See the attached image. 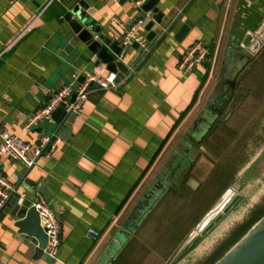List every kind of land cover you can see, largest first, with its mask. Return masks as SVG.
I'll return each instance as SVG.
<instances>
[{
	"label": "crops",
	"instance_id": "0c3cea01",
	"mask_svg": "<svg viewBox=\"0 0 264 264\" xmlns=\"http://www.w3.org/2000/svg\"><path fill=\"white\" fill-rule=\"evenodd\" d=\"M46 1L9 3V0H0V130L34 143L38 132L21 130L30 114L41 107L53 91L67 83L71 73H83L96 66V57L83 50L82 45L72 51L68 47L64 36L67 26L57 21L65 0H52L38 14ZM135 7L136 2L132 0L90 1L91 17L101 26V32L113 39L119 40L122 30L112 17L126 25L142 20L138 32L149 42L150 51L143 55L136 44H130L118 56L127 68L133 67V71L110 88H93L82 111L71 123L56 124L58 129L61 124L66 125L58 132L57 147L50 155L41 156L32 168L26 169L8 157H4L0 165L3 175L24 197L23 203L30 206L37 193L47 200L60 224L61 244L57 257L44 254L36 257L28 242L12 227L8 214L1 217L3 210L0 213V264H96L137 203L132 205L139 191L151 187L181 144L184 134H180L200 113L222 40L232 45L238 36L244 34L243 39L248 31L257 29L264 19V0H159L156 7L163 13L159 24L150 13L146 20L140 18ZM229 7L233 8V14L228 17ZM252 7L255 13L263 12L255 15ZM239 12L243 21L235 18ZM165 26L166 31L160 33ZM241 28L245 33L239 32ZM197 40L214 47L213 54L193 71L181 73L178 61ZM229 47L225 48L222 59L228 55ZM207 73L195 104L182 117ZM176 138L177 144L169 152ZM202 143L195 145L199 154L194 161L179 169L177 177L189 170L180 187L176 190L170 187L161 203L167 197L175 202L181 193L189 194L192 208L197 195L205 189L203 185L212 177L215 164ZM179 150L181 152L182 148ZM262 173L250 174L247 180L240 179L237 202L218 215L216 222L189 248H202L213 236L210 247L220 245L238 223L263 208L264 180L256 192L250 184L246 185L254 178L260 180ZM191 178L196 181L194 187L187 184ZM171 192L175 195L170 196ZM172 205L168 202L163 212ZM235 214L238 216L233 217ZM202 220L203 216L194 220L188 232L180 236L190 237ZM89 227L100 232L98 240L85 237ZM185 254L174 264H182L189 253Z\"/></svg>",
	"mask_w": 264,
	"mask_h": 264
},
{
	"label": "rangeland",
	"instance_id": "374dc122",
	"mask_svg": "<svg viewBox=\"0 0 264 264\" xmlns=\"http://www.w3.org/2000/svg\"><path fill=\"white\" fill-rule=\"evenodd\" d=\"M253 9L254 8L252 7V11H254ZM260 12L262 13L263 11L259 10V12L257 11L256 13L254 11L255 15H258ZM232 14L233 8L229 7L228 17ZM235 18L243 21V19L240 18V12L237 16L235 15ZM242 27H244L243 24ZM244 30L245 29L241 28L239 32L245 33ZM243 35L238 36L234 42L239 48H241ZM248 39H250V37ZM224 41L225 40H222V43L217 48V55L215 62L213 63L211 79L207 85L208 87L203 102L206 100L207 95L211 91L218 77L219 67L222 62L221 57H223L222 55L225 52V48L227 46H232L227 45ZM246 43L247 42H245V45ZM257 46L258 44L255 43V50L257 49ZM90 70L91 68L86 71ZM233 94L234 98L231 101V104L228 106L224 114L218 118L205 141H202V148L208 150L209 155L212 156V161L215 164L212 177L203 185L205 189H202L201 193L197 195L195 203H192V208L191 203L189 202L190 199L188 198L189 194L184 195L181 193L179 197L176 198L175 202L168 200L169 197H167L162 203L160 201L142 221L139 231L132 235L131 240L124 247L126 250L122 256V264H139L143 257H146V260L150 259L153 262L162 259L161 264H174L178 257L179 259L177 262L181 261L185 253L189 254L184 258L183 264H213L234 244L236 240H233L253 220L251 218L258 214H253L248 220L238 223L233 231L230 230L231 232L228 234L229 236L222 240L221 244L218 246L214 245L210 247V244L213 243L211 240L215 238V236H213L211 240L205 241L208 245L202 246L199 250H193L191 249L192 247L189 248V246H191L211 224L216 222L217 218L222 213L229 208H232L233 204L237 202L239 195L234 193L228 199L222 210L213 216L200 231H197V234L194 235L193 238L188 237L189 235H187L182 239L180 244L182 246L184 245V247L181 246L180 248L178 247L179 249H171L175 239L174 237L177 234H184L188 228L193 226L194 220L201 218L202 216L204 218L205 215L222 200L227 189L231 185L240 182V179L243 177L247 180L250 174H259V172L263 171L260 180L257 181V179L254 178L246 183V185L250 184L249 187L252 186V190L256 192L259 185L264 180V41L260 48L256 50L250 63L237 77ZM203 104L204 103H202V105ZM40 124L45 128L49 127L45 122ZM187 131L188 128L184 133L182 131L180 135L182 136V134H184L183 136H185V133H188ZM178 137L180 138V136ZM177 138L172 141L169 152L171 147L177 144ZM161 164L162 162L160 165ZM159 168L160 167H158L154 173H156ZM188 171L189 170H186V172L180 174L176 181L171 183L172 188L176 190L180 187L185 178L184 176ZM145 188L139 191V194L132 205L139 200ZM171 193L170 196L175 195V192ZM168 202H171L173 205L170 210L165 209L163 212V207L166 206ZM263 209L264 205L261 210ZM180 214L181 216H179ZM237 215L238 214H236V216ZM256 221H254L246 231ZM194 230H196V228ZM207 246L208 249H206ZM195 255L197 256L194 258Z\"/></svg>",
	"mask_w": 264,
	"mask_h": 264
},
{
	"label": "water",
	"instance_id": "95a60500",
	"mask_svg": "<svg viewBox=\"0 0 264 264\" xmlns=\"http://www.w3.org/2000/svg\"><path fill=\"white\" fill-rule=\"evenodd\" d=\"M90 1L96 3L98 0H65L62 5L63 13L57 19L62 24L65 23L67 31L64 36L67 40L70 51L75 50L77 46L82 45L83 50H87L96 57L95 65L100 62L106 64V68L116 73L114 82L120 81L128 72L127 66L118 59L122 49L119 40L113 39L101 32V26L91 17L93 11L90 9ZM126 0H120L125 2ZM136 1V0H132ZM159 0H145L139 6H136L140 18L146 20L147 14L150 13L151 18L156 23L162 22V12L156 7ZM250 37V39H248ZM264 41V19L260 26L248 31L241 40V48L233 43L228 48V55L222 61L218 77L210 91L204 108L200 111L196 119L188 128V133L182 140V143L188 148L186 151V161H194L199 154L195 148V144L202 141L209 131L213 128L215 121L222 115L226 105L231 101L232 89L238 74L245 68L251 60L256 50L260 48ZM245 42L246 45H245ZM255 43L258 44L254 49ZM82 80V78L80 79ZM93 88H100L97 83H92ZM227 95V98L220 106H215V102ZM74 100L72 94L71 101ZM65 116L62 105L53 112L55 125H49L48 128L39 126L34 131L44 132L52 130L56 124H60ZM76 114H70L67 122L71 123ZM65 124L61 125L58 132L65 129ZM38 141H36L37 143ZM196 181L191 178L187 184L194 187ZM240 182L231 185L227 191L232 194L236 193L241 186ZM169 190L168 184L163 183L162 187L157 191L149 190L148 193L140 199L143 206L139 209L135 207L127 218L122 222L121 226L115 233L114 239L110 243L108 249L100 256L96 264H111L118 257L124 247L129 243L132 235L138 230L142 221L151 212V210L160 202L162 197ZM226 194V193H225ZM21 194L15 192L5 205L1 217L6 213L11 218V225L16 229L20 238L28 242V247L35 251L36 257L47 255L45 248L47 246V235L40 225L39 215L34 206H28L25 203H19ZM228 199L222 200L205 215L196 230L190 235L197 234L209 220L218 213ZM138 209L140 210L138 212ZM138 212V213H137ZM211 215V216H210ZM213 264H264V215L261 216L219 259Z\"/></svg>",
	"mask_w": 264,
	"mask_h": 264
},
{
	"label": "built area",
	"instance_id": "2783aa9c",
	"mask_svg": "<svg viewBox=\"0 0 264 264\" xmlns=\"http://www.w3.org/2000/svg\"><path fill=\"white\" fill-rule=\"evenodd\" d=\"M14 1L16 0H9V3H13ZM51 1L47 0L38 14ZM144 1L136 0V6H139ZM112 19L118 23L122 30L119 39L121 49L126 48L130 44H136L141 49L143 55H146L150 51L149 42L138 32V28L142 23L141 19H137L128 25L119 21L116 17H112ZM166 29L167 26L162 27L160 33H163ZM209 53V47L202 40L195 41L180 57L177 64L178 70L184 74L193 71V69L208 60ZM132 71L133 67L128 68V75ZM115 76L116 73L109 71L105 64H98L90 71L83 73H71L69 81L53 91L47 101L30 114L21 127L22 132L29 133L34 128L43 126L40 124L42 122H45L47 125H55L53 112L61 105L65 111L62 123L66 124L70 114H78L82 111L83 103L87 99L89 92L93 89L92 83H97L101 89H107L115 84ZM81 78L82 80H80ZM72 94H74L73 101H71ZM38 134V142L34 143L23 139L20 135L0 130V165L2 159L8 157L18 161L26 169H30L41 156L50 155L60 141L58 126L56 125L54 129L39 132ZM15 192H17V186L11 183L0 169V213L4 210L6 203ZM23 202L24 197L20 196L19 203L22 204ZM31 205L37 210L40 225L47 235L45 252L48 257L56 258L61 244L59 221L47 200L40 193L36 194ZM100 236V232L93 227H89L85 232V237L92 241L98 240Z\"/></svg>",
	"mask_w": 264,
	"mask_h": 264
},
{
	"label": "flooded vegetation",
	"instance_id": "af4514ba",
	"mask_svg": "<svg viewBox=\"0 0 264 264\" xmlns=\"http://www.w3.org/2000/svg\"><path fill=\"white\" fill-rule=\"evenodd\" d=\"M223 61V60H222ZM250 63V61L248 62V64ZM247 64V65H248ZM221 65H222V62H221ZM221 65H220V67H221ZM246 65V66H247ZM245 66V67H246ZM220 67H219V70H220ZM242 72V71H241ZM240 72V73H241ZM240 73L238 74V76L240 75ZM237 76V77H238ZM237 77H236V79H237ZM236 79H235V82H236ZM234 88H235V83H234V87H233V89H232V98H231V101L233 100V98H234V94H233V91H234ZM210 94V93H209ZM227 95L228 94H226L225 96H223V97H220L216 102H215V106H220L221 105V103L227 98ZM209 96V95H208ZM207 99H208V97H207ZM207 99L205 100V103H204V105H203V107H202V109L204 108V106H205V104H206V101H207ZM231 101L229 102V103H231ZM229 103L226 105V107H225V109H224V111H223V113L222 114H224V112L227 110V108H228V106H229ZM201 109V110H202ZM220 116H222V115H220ZM220 118V117H219ZM218 120V119H217ZM217 120L215 121V123H214V125L216 124V122H217ZM213 125V126H214ZM206 136H204V138H205ZM203 138V139H204ZM203 139H202V141H203ZM183 140V139H182ZM201 141V142H202ZM200 143V142H199ZM198 143V144H199ZM195 145H197V144H195ZM194 145V146H195ZM182 146V147H181ZM179 148H182V150H181V152H179L180 150H179ZM177 151V152H176ZM186 151H188V148L184 145V143H182L181 142V144L179 145V147L177 148V150H175V153H173L172 155H171V157H170V159H168V161H167V163L164 165V167H163V169L159 172V174H157L156 175V177H155V179H154V181H153V183H152V185H151V187H149L147 190H145L143 193H142V195H141V197L139 198V200L137 201V203L133 206V209L135 208V207H137L138 206V203L140 202V199L146 194V192H147V196H150L149 195V193H148V191L149 190H153V191H157L158 189H160L161 187H162V185H163V183L164 182H166L167 184H168V187L170 188V187H172L171 186V183H173V182H175L176 181V179H177V176H178V174H179V169L181 170V167H182V165H185V164H188L190 161H186L185 160V158H186ZM182 153V154H181ZM184 153V154H183ZM179 154H181V155H179ZM184 167V166H183ZM143 203L142 202H140L139 203V209H141L142 208V205ZM132 209V210H133ZM138 209V212L140 211ZM137 212V213H138Z\"/></svg>",
	"mask_w": 264,
	"mask_h": 264
},
{
	"label": "trees",
	"instance_id": "16d2710c",
	"mask_svg": "<svg viewBox=\"0 0 264 264\" xmlns=\"http://www.w3.org/2000/svg\"><path fill=\"white\" fill-rule=\"evenodd\" d=\"M209 49H210V53H209V56H208V58H211V56H212V54H213V50H214V47H209ZM207 76H208V73H207V75L205 76V77H203L202 78V82H201V85H200V88L196 91V93H195V97H194V99H193V101H192V103L189 105V107H188V109L185 111V113L182 115V117L184 116V115H186L187 113H188V111L192 108V106L195 104V102H196V99H197V96H198V94H199V91H200V89L203 87V85L205 84V82H206V80H207ZM181 117V118H182ZM181 118L179 119V121L181 120ZM178 121V122H179ZM264 214V209L263 210H260L259 212H258V214L253 218V220L239 233V235L233 240V241H237L238 240V238L246 231V229L254 222V221H256L260 216H262ZM212 226V224L208 227V229L210 228ZM140 228V227H139ZM139 228H138V230L137 231H139ZM207 229V230H208ZM188 230H189V228L186 230V232L185 233H187L188 232ZM206 230V231H207ZM136 231V232H137ZM135 232V233H136ZM205 232V231H204ZM181 234H177L174 238V241H173V244H172V247H171V249H176L177 247H178V245H179V243L182 241V239H183V237H181L180 236ZM198 239H199V237H198ZM197 239V240H198ZM196 240V241H197ZM195 241V242H196ZM235 241V242H236ZM126 249H124V250H122V252L118 255V257L116 258V260L114 259V263L113 264H122L121 262V260H123V253H124V251H125ZM149 255V254H148ZM165 257V256H164ZM161 260L162 259H158L157 261H155V262H153L152 260H146V257L144 258H142L141 259V261L139 262V264H161ZM112 264V263H111Z\"/></svg>",
	"mask_w": 264,
	"mask_h": 264
},
{
	"label": "bare ground",
	"instance_id": "6f19581e",
	"mask_svg": "<svg viewBox=\"0 0 264 264\" xmlns=\"http://www.w3.org/2000/svg\"><path fill=\"white\" fill-rule=\"evenodd\" d=\"M231 196H232V192L230 190L227 191L226 194L224 195V200L229 199ZM234 216L237 217L238 215L236 216V214H235ZM181 263L183 264V262H181Z\"/></svg>",
	"mask_w": 264,
	"mask_h": 264
}]
</instances>
